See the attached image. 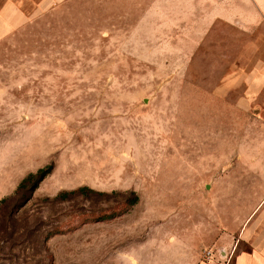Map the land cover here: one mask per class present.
<instances>
[{
  "label": "rangeland",
  "instance_id": "obj_1",
  "mask_svg": "<svg viewBox=\"0 0 264 264\" xmlns=\"http://www.w3.org/2000/svg\"><path fill=\"white\" fill-rule=\"evenodd\" d=\"M193 2L63 0L0 40V264H231L264 232V112L217 94L247 39L196 40Z\"/></svg>",
  "mask_w": 264,
  "mask_h": 264
},
{
  "label": "crops",
  "instance_id": "obj_2",
  "mask_svg": "<svg viewBox=\"0 0 264 264\" xmlns=\"http://www.w3.org/2000/svg\"><path fill=\"white\" fill-rule=\"evenodd\" d=\"M62 1L0 0V40ZM210 2H214V7L206 11ZM192 5L194 12L187 16L190 21L199 10L205 11L200 19L194 20L190 31L196 40L207 36L216 23L222 31H234L237 37L247 39L244 44L234 37L236 48L228 50L230 57L226 55L217 94L237 103L251 104L259 114L264 112V0H194ZM247 236L243 228L236 241H249ZM249 244L248 251L233 253L231 264H264V232L258 230Z\"/></svg>",
  "mask_w": 264,
  "mask_h": 264
},
{
  "label": "trees",
  "instance_id": "obj_3",
  "mask_svg": "<svg viewBox=\"0 0 264 264\" xmlns=\"http://www.w3.org/2000/svg\"><path fill=\"white\" fill-rule=\"evenodd\" d=\"M51 170V166H45L42 168H38L36 169L34 172L32 173H27L23 178H21V180L18 182V184L16 185L15 189H20L23 188L27 183H36L39 182L45 175H47ZM86 191H91L93 192V190L85 187V186H81L78 187L74 190H70L67 193H82V192H86ZM66 192H61L59 194H57L59 197H63L67 194Z\"/></svg>",
  "mask_w": 264,
  "mask_h": 264
},
{
  "label": "built area",
  "instance_id": "obj_4",
  "mask_svg": "<svg viewBox=\"0 0 264 264\" xmlns=\"http://www.w3.org/2000/svg\"><path fill=\"white\" fill-rule=\"evenodd\" d=\"M207 255H209V252H207Z\"/></svg>",
  "mask_w": 264,
  "mask_h": 264
}]
</instances>
